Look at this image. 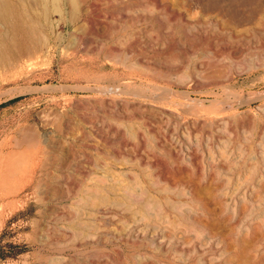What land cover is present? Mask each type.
Masks as SVG:
<instances>
[{
    "label": "rangeland",
    "instance_id": "obj_1",
    "mask_svg": "<svg viewBox=\"0 0 264 264\" xmlns=\"http://www.w3.org/2000/svg\"><path fill=\"white\" fill-rule=\"evenodd\" d=\"M31 1L0 264H264V0Z\"/></svg>",
    "mask_w": 264,
    "mask_h": 264
},
{
    "label": "bare ground",
    "instance_id": "obj_2",
    "mask_svg": "<svg viewBox=\"0 0 264 264\" xmlns=\"http://www.w3.org/2000/svg\"><path fill=\"white\" fill-rule=\"evenodd\" d=\"M53 1L55 2V6L57 7L56 3L58 0H53ZM0 5H1L0 9H1L2 18L9 27V29L11 30L10 34L7 35L6 39L0 40V61H1L5 57L7 48L10 44L25 45L26 41L29 40L30 38H33L34 36H32L30 30H28L27 32L28 21L18 13L16 8L7 6L5 4H0Z\"/></svg>",
    "mask_w": 264,
    "mask_h": 264
}]
</instances>
